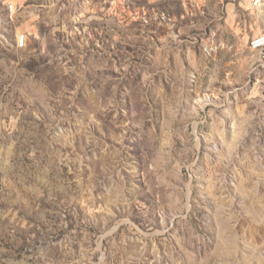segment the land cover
I'll use <instances>...</instances> for the list:
<instances>
[{
	"label": "rangeland",
	"instance_id": "374dc122",
	"mask_svg": "<svg viewBox=\"0 0 264 264\" xmlns=\"http://www.w3.org/2000/svg\"><path fill=\"white\" fill-rule=\"evenodd\" d=\"M264 4L0 0V264H264Z\"/></svg>",
	"mask_w": 264,
	"mask_h": 264
},
{
	"label": "built area",
	"instance_id": "2783aa9c",
	"mask_svg": "<svg viewBox=\"0 0 264 264\" xmlns=\"http://www.w3.org/2000/svg\"><path fill=\"white\" fill-rule=\"evenodd\" d=\"M253 7H261L264 4V0H251ZM264 42V34L258 35L250 40V48L256 50L257 46Z\"/></svg>",
	"mask_w": 264,
	"mask_h": 264
},
{
	"label": "bare ground",
	"instance_id": "6f19581e",
	"mask_svg": "<svg viewBox=\"0 0 264 264\" xmlns=\"http://www.w3.org/2000/svg\"><path fill=\"white\" fill-rule=\"evenodd\" d=\"M262 47H264V42H261V43L257 46L256 49H259V48H262Z\"/></svg>",
	"mask_w": 264,
	"mask_h": 264
}]
</instances>
